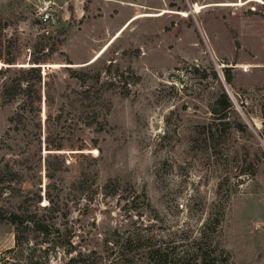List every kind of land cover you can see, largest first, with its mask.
Here are the masks:
<instances>
[{
    "label": "rangeland",
    "instance_id": "rangeland-1",
    "mask_svg": "<svg viewBox=\"0 0 264 264\" xmlns=\"http://www.w3.org/2000/svg\"><path fill=\"white\" fill-rule=\"evenodd\" d=\"M17 42L20 62L49 63V98L42 85L38 115L15 116L23 96L0 103V213L50 232L24 224L30 243L15 248L0 217V264L29 247L38 264H147L149 248L185 251L205 226L229 256L217 264H264V0H0V55ZM65 65L110 82L90 92L103 130L84 125L92 108ZM47 113L60 150L45 148Z\"/></svg>",
    "mask_w": 264,
    "mask_h": 264
},
{
    "label": "trees",
    "instance_id": "trees-1",
    "mask_svg": "<svg viewBox=\"0 0 264 264\" xmlns=\"http://www.w3.org/2000/svg\"><path fill=\"white\" fill-rule=\"evenodd\" d=\"M8 47V46H7ZM21 45L17 42L14 46V53L6 52V56L0 55V74L4 72L12 73L6 77V79L1 81L0 78V103H7L19 96H23L21 102L18 106V109L21 111H17L16 115H22L26 109L28 111L35 112V115L39 114L40 108L38 107V103L41 101V88L42 85L45 87V100L46 104L48 105V91H47V84L46 81L43 84L42 78L44 81V75H42V65L49 64L46 62V59L43 55L35 54L30 52L28 54V59L23 60L20 62L21 59ZM97 60V59H96ZM71 65L72 62H66ZM90 64V63H89ZM88 66L85 64L80 67ZM86 68V67H85ZM66 69L70 71L72 77L77 79L80 83L79 85L84 87L81 90V93L89 99L88 106L91 109V114L87 116L85 119L84 125L88 128H93L95 131H101L104 128L105 121L98 118V114L95 111V101L94 97L90 95L93 88L100 83L103 85H109V81L102 82V72L92 71L91 73H84L82 72L83 68L73 69L72 67L66 66ZM110 67H105L104 71L110 72ZM44 71V70H43ZM48 72L46 73V75ZM224 77L227 83L231 81V75L228 72V69H225ZM100 98V96L98 97ZM220 99L217 100L216 105L221 106V109H213V112L216 114H220L222 111L226 112V110L231 106V102L227 97L225 92L221 93ZM49 119L50 114L47 113L45 115L44 123H45V130L47 133L45 135V148L46 149H53V150H60L63 147L62 143V135L58 136V140L54 141L51 139L52 132L49 129ZM12 120V119H11ZM81 146V145H80ZM77 149H83V147H78ZM48 169V168H47ZM47 176L50 178L52 175L47 173ZM40 200H38L39 202ZM48 204L43 205L44 209L52 202L51 198L48 197ZM51 209H53L51 207ZM0 217L6 218L12 224L15 225V248L23 247L24 245L30 243L29 239L25 237V228L27 227L24 224H30L31 229L34 231H38L42 233L44 236L48 237L49 235V228L46 222L37 218L36 214H27V213H20V212H9L7 216H4L0 213ZM211 220L207 223L210 224ZM210 226V225H209ZM206 227V226H205ZM204 227V228H205ZM201 230L200 237L196 239H192L189 243V246L185 247V251H177L178 247L186 246L180 245L177 246L176 244H172L169 246H153L149 248L146 252V258L148 259L147 264H197L199 261L200 264H217V263H225L228 259V253L224 251V249L220 248L219 246L213 245L212 243H207L204 239V231ZM124 246L131 244L129 239L124 240ZM30 251L23 257L25 260L24 264H38L39 260L38 257H35L33 252L35 247H29ZM122 248V246H120ZM131 248V247H129ZM14 248L8 249L11 250ZM32 249V250H31ZM75 257H70L69 261L74 262Z\"/></svg>",
    "mask_w": 264,
    "mask_h": 264
},
{
    "label": "built area",
    "instance_id": "built-area-1",
    "mask_svg": "<svg viewBox=\"0 0 264 264\" xmlns=\"http://www.w3.org/2000/svg\"><path fill=\"white\" fill-rule=\"evenodd\" d=\"M40 15L43 21H49V13L46 11V8L40 11Z\"/></svg>",
    "mask_w": 264,
    "mask_h": 264
},
{
    "label": "water",
    "instance_id": "water-1",
    "mask_svg": "<svg viewBox=\"0 0 264 264\" xmlns=\"http://www.w3.org/2000/svg\"><path fill=\"white\" fill-rule=\"evenodd\" d=\"M65 66H71V65H65Z\"/></svg>",
    "mask_w": 264,
    "mask_h": 264
}]
</instances>
